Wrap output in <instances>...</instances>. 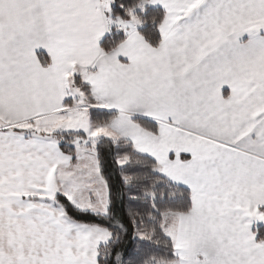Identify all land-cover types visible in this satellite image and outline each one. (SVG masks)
Segmentation results:
<instances>
[{
    "label": "snow or ice",
    "instance_id": "snow-or-ice-1",
    "mask_svg": "<svg viewBox=\"0 0 264 264\" xmlns=\"http://www.w3.org/2000/svg\"><path fill=\"white\" fill-rule=\"evenodd\" d=\"M0 264H264V0H0Z\"/></svg>",
    "mask_w": 264,
    "mask_h": 264
},
{
    "label": "trees",
    "instance_id": "trees-1",
    "mask_svg": "<svg viewBox=\"0 0 264 264\" xmlns=\"http://www.w3.org/2000/svg\"><path fill=\"white\" fill-rule=\"evenodd\" d=\"M133 158L135 159V154H133ZM147 170V161H146V168ZM125 171H132V169H127ZM110 180V184L112 185V193L114 197L115 202V210L118 215H123L124 211L126 210V207H132V208H139L141 211H143L146 207V201L143 197H141V202L135 205H129V202L125 200L124 204L122 205L119 196H118V190L120 189L121 192H128V191H140L142 188L148 186L149 184L156 183L160 178L153 176L149 174L146 179H135L132 181L130 188H123L120 186V182L118 177L115 174V170L113 168H108L105 173ZM163 184H166V181L161 182V187H163ZM125 223L127 224V218L125 217ZM136 241L134 239V233L132 231L131 225H128V235L123 238V244L125 247L128 248L129 251H131L135 245Z\"/></svg>",
    "mask_w": 264,
    "mask_h": 264
}]
</instances>
